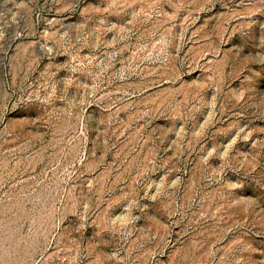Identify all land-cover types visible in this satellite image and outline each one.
Wrapping results in <instances>:
<instances>
[{
	"label": "rangeland",
	"instance_id": "1",
	"mask_svg": "<svg viewBox=\"0 0 264 264\" xmlns=\"http://www.w3.org/2000/svg\"><path fill=\"white\" fill-rule=\"evenodd\" d=\"M0 264H264V0H0Z\"/></svg>",
	"mask_w": 264,
	"mask_h": 264
}]
</instances>
